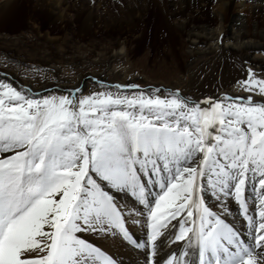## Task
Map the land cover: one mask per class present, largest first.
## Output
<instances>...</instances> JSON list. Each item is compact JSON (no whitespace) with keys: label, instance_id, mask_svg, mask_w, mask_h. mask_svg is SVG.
<instances>
[{"label":"snow or ice","instance_id":"snow-or-ice-1","mask_svg":"<svg viewBox=\"0 0 264 264\" xmlns=\"http://www.w3.org/2000/svg\"><path fill=\"white\" fill-rule=\"evenodd\" d=\"M238 83L246 97L199 101L131 82L33 98L0 82V264H118L89 232H118L145 264H264V78ZM173 220L185 250L157 258Z\"/></svg>","mask_w":264,"mask_h":264},{"label":"bare ground","instance_id":"bare-ground-1","mask_svg":"<svg viewBox=\"0 0 264 264\" xmlns=\"http://www.w3.org/2000/svg\"><path fill=\"white\" fill-rule=\"evenodd\" d=\"M23 1L25 0H0V25L11 17ZM26 1L36 11L45 13L54 28L71 27V35L74 34L78 43L82 45L77 47L76 51V48L60 47L59 44L64 45L66 42L62 35H55L51 29L34 24L32 36L38 40L33 45L37 49L34 55L39 58L32 61L33 63L39 61L47 67L31 63L20 64V66L19 63L29 56L30 52L27 50L17 54L18 56L15 57L18 58L17 63L0 59V82H10L17 89H26L27 94L33 98L48 94L63 95L72 89L80 90L77 95H87L99 90L101 83L105 86L127 84L130 72L127 66L130 38L127 35L118 36L106 44L98 45L91 40V37L103 34L105 31H119L120 34L124 25L143 33L146 17L150 13L157 15L156 24L163 31L171 34V30L176 26L179 32L185 33L190 47L187 51L190 53L189 64L195 62L196 56L222 50V57L220 61L218 60V64L217 62L212 64L214 65L212 69L215 68V71L206 78L211 84L212 91L208 94L188 96L193 100L202 101L207 97L216 98L223 94L246 97L247 92L238 83L245 79L246 70L251 68L256 77H264V0ZM113 1L121 5L120 14L113 11ZM124 17L127 18L126 22L122 20ZM225 17L234 21V28L226 26ZM191 23H201L200 28L191 29ZM25 39L26 37L20 36L16 40L23 42ZM57 45H59L58 49L53 50ZM232 56L241 62H237L236 66L225 64L226 60ZM94 80L98 83H93ZM169 83L172 86L160 87L169 91L174 90L177 83ZM48 88L59 91L46 94ZM115 90L113 87L112 91ZM254 99L259 97L254 94ZM116 200L121 205L127 204L129 208L134 203L133 199L125 193L116 194ZM208 203L213 204V201L209 200ZM228 207L231 213L227 217L228 221L234 220L239 227L240 214L237 204L232 201ZM128 227L134 239L138 241L146 239V225L142 227L141 224H133L129 221ZM173 227L179 231V225L175 220L170 223L167 235L162 240L158 237L157 258H167L171 254L178 255L180 251L185 250L182 243L174 242V236L171 233ZM81 238L116 259L118 264H145L144 250L136 249L118 232L109 233L106 236L89 232L81 234ZM187 259L192 261V264H199L198 253L189 252Z\"/></svg>","mask_w":264,"mask_h":264},{"label":"rangeland","instance_id":"rangeland-1","mask_svg":"<svg viewBox=\"0 0 264 264\" xmlns=\"http://www.w3.org/2000/svg\"><path fill=\"white\" fill-rule=\"evenodd\" d=\"M112 8L116 14H120L122 11L121 5L118 2H114ZM34 20L37 21V23ZM122 20L123 22H126L127 18L124 17ZM224 20L226 26L234 28L235 25L232 19L225 17ZM109 21L110 20L108 19V22ZM157 21V15L150 13L146 17V27L143 33H140L137 29V31L135 29L132 30V28H128L124 25V29L120 34L119 31H105L103 34H97L94 37H91V40L100 45L106 44L108 41L114 40L118 36L123 37L127 35V37L130 38L132 42L130 41V52L128 54L127 64L130 69L127 78L128 83H135L141 87H160L165 85L172 86L170 83L168 84V82H176L177 85L174 86V90L179 89L181 93L186 96H194L204 93L208 94V92H211V84L206 78L211 76L212 71H215V68L212 69L214 66L212 64H216V62L218 64L220 61L219 59L222 57V50L220 49L214 53L196 56L195 62L189 64L191 62L189 58L190 53L187 51L190 50V47L185 37V33L179 32V28L176 26L171 30V34L167 33L165 30L163 31L158 28L156 24ZM34 24H38L43 28L51 29L55 35H62L66 42L65 44L63 43L64 45L59 44L60 47L65 46L67 48H76V51L81 45L78 43L75 35H71V27L54 28L45 13L36 11L33 6L25 0L18 5L11 17L0 25L1 60H8L10 63H17L18 58H15L18 56L17 54L24 53V51L27 50L31 54L28 52L29 56L26 57L22 63H19V65L31 63L45 68L47 67L46 64L40 63L39 61L34 63L32 61L33 59L38 60L39 58L34 55L35 50L37 51V49H35L33 45L38 41L32 36L34 34ZM199 25H201V23H191L190 26L191 29H194L198 27L200 28ZM20 36L26 37V39L23 42L17 41L16 39ZM59 45L56 46V49L53 48V50H57ZM4 56L8 58H5ZM228 60H226L225 64L228 63L230 66H236L237 62H241L237 60L235 56H232ZM93 83L98 82L97 80H94ZM53 91L57 92L59 90H49L48 88L46 94Z\"/></svg>","mask_w":264,"mask_h":264}]
</instances>
